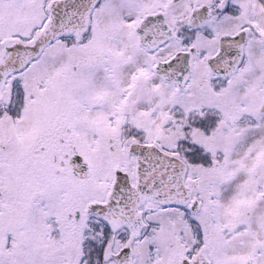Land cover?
<instances>
[{
    "label": "snow or ice",
    "instance_id": "1",
    "mask_svg": "<svg viewBox=\"0 0 264 264\" xmlns=\"http://www.w3.org/2000/svg\"><path fill=\"white\" fill-rule=\"evenodd\" d=\"M0 264H264V0H0Z\"/></svg>",
    "mask_w": 264,
    "mask_h": 264
}]
</instances>
